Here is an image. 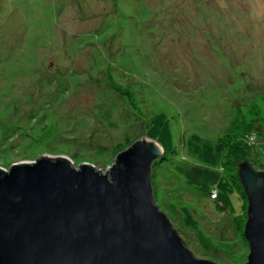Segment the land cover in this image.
Returning a JSON list of instances; mask_svg holds the SVG:
<instances>
[{"label":"rangeland","instance_id":"rangeland-1","mask_svg":"<svg viewBox=\"0 0 264 264\" xmlns=\"http://www.w3.org/2000/svg\"><path fill=\"white\" fill-rule=\"evenodd\" d=\"M232 121L264 169V0H0L1 169L46 155L105 173L143 134L167 155L152 201L188 250L242 264L247 199L214 151Z\"/></svg>","mask_w":264,"mask_h":264},{"label":"water","instance_id":"water-1","mask_svg":"<svg viewBox=\"0 0 264 264\" xmlns=\"http://www.w3.org/2000/svg\"><path fill=\"white\" fill-rule=\"evenodd\" d=\"M133 143L105 173L46 155L0 168V264H216L193 256L152 201L160 146L143 134ZM239 174L242 264H264V174Z\"/></svg>","mask_w":264,"mask_h":264},{"label":"trees","instance_id":"trees-1","mask_svg":"<svg viewBox=\"0 0 264 264\" xmlns=\"http://www.w3.org/2000/svg\"><path fill=\"white\" fill-rule=\"evenodd\" d=\"M114 87L120 92V97L123 95L121 94V88L118 85ZM249 127L246 122H236L232 121L231 125L227 128L226 132L220 135L217 139V143L215 145L214 151L216 152V161L217 164L220 166V172L227 174L233 186H236L237 191L239 193V197L243 199H247L245 195L244 185H242L240 179V168L244 167V165L248 166L250 170L256 174L261 175L264 174V169L258 171L252 166L251 162L246 160V149L250 143H253V137L250 135L251 132L248 131ZM134 144V143H133ZM132 144V145H133ZM165 151H162L160 157L156 158L152 164V173L151 176L154 174V170L161 162L167 160V155ZM212 190V189H211ZM211 192V191H210ZM209 192V193H210ZM208 193V195H209ZM218 196V194H217ZM218 199V198H217ZM216 199V200H217ZM214 200L216 209L222 212L224 209ZM246 212L245 216L242 217L235 216L232 218L233 225H234V232L235 234H240L243 239V227L246 222ZM243 243H245L243 239ZM247 245V243H245Z\"/></svg>","mask_w":264,"mask_h":264},{"label":"built area","instance_id":"built-area-1","mask_svg":"<svg viewBox=\"0 0 264 264\" xmlns=\"http://www.w3.org/2000/svg\"><path fill=\"white\" fill-rule=\"evenodd\" d=\"M209 198H212V199H217V192L216 190L212 189L211 192L209 193Z\"/></svg>","mask_w":264,"mask_h":264}]
</instances>
